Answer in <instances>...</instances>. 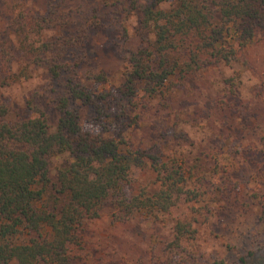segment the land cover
Here are the masks:
<instances>
[{
	"label": "trees",
	"instance_id": "16d2710c",
	"mask_svg": "<svg viewBox=\"0 0 264 264\" xmlns=\"http://www.w3.org/2000/svg\"><path fill=\"white\" fill-rule=\"evenodd\" d=\"M17 4L0 0L9 22L0 30V264H73L89 221L157 224L200 202L196 187L213 181L190 153L173 150L164 134L146 148L131 133L146 114L173 111L205 72L247 68L246 52L264 29V0H57L45 14ZM131 16L141 44L118 50L126 67L116 85L92 65V36L111 31L115 45L125 44ZM33 69L47 81L29 93L21 114L1 91ZM224 84L217 105L242 115L235 85ZM215 163L211 175L223 172L219 189L227 190L233 171ZM140 169L155 176L150 186L134 185ZM192 226L174 225L175 249Z\"/></svg>",
	"mask_w": 264,
	"mask_h": 264
},
{
	"label": "rangeland",
	"instance_id": "374dc122",
	"mask_svg": "<svg viewBox=\"0 0 264 264\" xmlns=\"http://www.w3.org/2000/svg\"><path fill=\"white\" fill-rule=\"evenodd\" d=\"M12 1L18 3L19 10L35 14H45L57 2ZM8 23L0 16V30L8 29ZM137 25L135 16L125 21L129 38L121 45H115L111 31L93 33L92 65L106 72L113 84L118 85L126 67L118 50H135L141 44L135 33ZM246 57L247 68L235 64L205 72L186 95L177 98L173 111L146 114L131 133L132 141L146 148L164 134L175 146L173 150L182 147L179 149L190 153L191 164L213 181L207 188L196 187L202 195L200 202L180 205L157 224L145 217L127 223H112L108 218L89 221L84 226L83 248L74 250L73 264H264V29ZM32 71L26 81L1 91L21 114L29 93L47 81L42 70ZM226 80L235 85L238 96L233 101L242 115L217 105L227 92ZM88 129L98 132L97 128ZM216 158L222 168L233 171L227 190L219 189L225 179L223 172L211 175ZM133 178L136 187H146L155 176L140 169ZM179 221L192 223L195 233L175 249L173 227Z\"/></svg>",
	"mask_w": 264,
	"mask_h": 264
}]
</instances>
